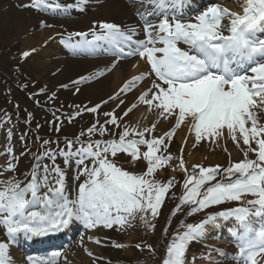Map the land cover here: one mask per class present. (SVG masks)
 I'll use <instances>...</instances> for the list:
<instances>
[{"label":"snow or ice","instance_id":"obj_1","mask_svg":"<svg viewBox=\"0 0 264 264\" xmlns=\"http://www.w3.org/2000/svg\"><path fill=\"white\" fill-rule=\"evenodd\" d=\"M88 3L75 0L74 4L62 5L57 0H30V5L19 7L68 14L73 8L84 11ZM126 3L135 9L138 23L93 21L88 31L69 33L61 41L73 54L116 58L104 69L72 83L99 78L128 58H139L133 68H138L141 61L147 67L132 75L108 99L82 110L76 106L78 111L69 117V123L83 112L94 114L95 119L75 137H66L65 148H50L53 141L44 139V150L35 154L36 162L28 175L0 179V228L6 237L0 240V264H17L11 246L43 242L42 238L70 231L77 223L88 230H124L139 220L154 233L165 199L177 183L175 177L166 181L158 178V172L166 168L185 173L183 194L171 215L187 205V215L206 212V217L195 224L181 222L184 230L173 234L161 264H195L197 258L187 256L190 245L207 236V226L219 228L220 220L235 221L228 232L236 252L213 248L201 258L210 264H222V260L212 259L211 252H215L233 264H264V0H243L240 11L213 3L188 19H184L185 0ZM41 26L53 25L41 21ZM73 37L79 39L73 42ZM29 55L23 53L24 57ZM136 89L141 90L128 104L125 97ZM117 101L113 109L101 113L102 107ZM141 105L146 111L143 120L149 116L152 120L133 125L126 118ZM162 123L170 125L168 130L160 132ZM182 126L194 135L193 147L201 142L220 147L222 141L231 140L242 158L234 161L225 144L227 166L192 164L189 169L183 145L178 156L169 152ZM55 131L60 132L61 127L58 125ZM11 138L9 130L7 140ZM55 143L59 145V140ZM5 154L8 159L0 165V176L15 173L19 166L11 145ZM120 155L128 157L134 167L143 163L144 170H126L117 162ZM70 168L75 169L73 180L84 178L75 196L67 184ZM229 204L236 206L223 207ZM218 206L220 210L207 211ZM93 242L101 243L99 238ZM83 244L81 238V247ZM111 246L128 247L116 242ZM135 247L143 251L141 244ZM144 247L155 252L150 244ZM84 251L89 257L94 255L87 248ZM60 259L59 251L26 257L28 264H60ZM63 264L71 262L65 257Z\"/></svg>","mask_w":264,"mask_h":264},{"label":"rangeland","instance_id":"obj_2","mask_svg":"<svg viewBox=\"0 0 264 264\" xmlns=\"http://www.w3.org/2000/svg\"><path fill=\"white\" fill-rule=\"evenodd\" d=\"M13 7H16V5H30V0H8ZM62 5H67V0H57ZM242 0H232L229 2H225L223 6H226L230 8L233 11H240V3H242ZM15 5V6H14ZM26 9L31 10V14H29V17L32 19L35 18V20L43 21L45 17H52L51 13L53 12H39L35 9H31L30 6H26ZM58 12V10H57ZM48 13V14H47ZM56 19H60L57 17V15H54ZM135 21H138V17L135 16ZM40 25V24H39ZM5 27L1 22L0 19V107L3 105H11L13 108L10 109V112H8L7 115H4L6 112L5 109L0 108V118L1 122L3 124H0V127L2 128H10L13 132V137L11 138L10 143L13 145L15 155L19 158V166L15 173L11 172H5L3 176H0L2 178H7L9 176L15 175L19 179H23L25 175H28L30 172L31 167H28L29 159L31 160V157L36 154V144L38 142L36 139L40 138L43 142L44 139H50L53 141L52 144L48 145L50 148H65V138H73L82 129H86L91 123H93L95 119V115L87 112H83L81 116H76V118L69 123V117L74 116L75 113L78 111L76 106H80V110H82L81 106L82 104L78 101V95L75 94V85H72L70 89H64L60 87L51 88L49 87V83L47 80H50L52 78V74L48 73L46 77H44L41 73L38 67H36L35 62H46L48 56L51 55V49L50 48H43L42 52L38 51H32V50H24L23 49V41L19 40V36H14V34H11L9 32L4 31ZM36 32L42 31L41 28H38L35 30ZM67 35H60L56 37L55 39L58 41V43L61 44V41L63 39H67ZM74 37L72 38V40ZM50 45H52V41H50ZM57 45V42H55ZM65 47V46H64ZM65 49L72 51L71 49L65 47ZM29 52L30 55L28 57H24V52ZM37 54L36 60L34 55ZM73 57L80 59V60H87V57L84 55H73ZM102 60L105 59H116L115 57H112L110 55H103L100 57ZM96 59V58H94ZM121 60L119 64H123V62L127 61ZM121 71V70H120ZM124 71V70H123ZM122 71V72H123ZM36 84H38L37 88ZM41 89H45L44 92H41ZM55 94V95H53ZM3 99L7 100L4 102ZM101 113L103 112V107L101 108ZM31 114V115H30ZM152 118V117H151ZM103 120V117L101 116V121ZM32 125L38 129V133L36 136L31 134L29 131V127ZM141 123H143L141 121ZM164 125V131L168 130L170 125L168 123H162ZM61 127L60 132H56L55 128L57 126ZM32 127V126H31ZM118 131V130H117ZM21 136H23V140L21 139ZM99 138L98 136H94L93 139ZM107 138V137H106ZM81 139H85V137H82ZM59 140V145H57L55 142ZM194 140L190 139L188 141L189 145L194 144ZM207 144L205 142H201V144ZM197 146L199 150H204V145ZM39 145L42 146V144L39 143ZM183 145V144H182ZM181 145V146H182ZM180 144L177 141V138L174 137L172 144L170 145L169 151H172L179 155V149ZM25 148L24 150L22 148ZM43 148V147H42ZM220 149L223 154L225 152L223 151V147H210L207 150L212 149ZM44 149V148H43ZM202 152V151H201ZM229 152V151H228ZM188 151L184 150V158L187 163L188 158ZM177 155V156H178ZM120 155L118 159H121L123 161L129 162V158ZM8 157L6 156V160ZM47 160H43L42 163H46ZM57 161H60L58 159ZM6 162V161H5ZM36 161L33 162V164ZM62 162V161H61ZM48 163H50L48 161ZM174 163H178V161H174ZM228 160H224L221 162V165L227 166ZM203 164L205 166H210L211 164H204V163H198ZM63 165V163H62ZM215 165V164H214ZM72 169L74 172H72ZM165 171V178L161 177L162 172L159 171L157 176L160 179H168V176L175 177L177 179L178 174L176 172H179L178 169L173 171L171 168L163 169ZM67 171L71 172V176L75 175V169L70 168ZM182 180L181 184H178L180 186V191L183 190V181L185 176L180 174ZM170 177V178H171ZM84 178L81 177L80 180H78L77 188L79 183ZM219 179V178H218ZM72 183L71 180H67V183ZM178 182V181H177ZM71 189V193L75 188H73V185L68 186V189ZM183 193V191H182ZM180 195V192L178 189H174L173 192L170 190L169 194L166 197V207L161 211V216L163 217V213L168 211L170 208L169 216L171 215L173 209L176 207L177 204H179L178 196ZM251 198V197H249ZM163 207V206H162ZM219 207V206H218ZM188 212V206L185 205L180 212L176 214V217L181 221L184 216H186V221L183 220L184 224L192 223L195 224L198 222L202 217L206 215V212H198L194 215H187ZM193 218V219H192ZM158 220V219H157ZM155 221V223L157 222ZM171 221V217H169L168 222ZM182 222V221H181ZM133 225L136 227V231L141 236H147L149 231L144 227L143 224L140 226L136 224L135 221H133ZM181 225V223H180ZM158 229L161 231V224L158 225ZM2 228H0V240L4 239V231L2 232ZM104 239L101 240V243L98 244V251L93 257H89V261L87 264H142L144 255L147 254V248L144 247L145 244H148V242L144 243L142 246L143 251L135 248L134 245H136L135 241L138 239V236L135 232V229L133 227H128L124 230H116L112 233H105ZM167 235H163L161 242H160V251H162L161 254H163V257L165 255V251L163 252L164 247L167 245V241L170 238H166ZM147 240V239H145ZM111 242H116L120 244H124L128 247H125L123 249H119L116 247L111 246ZM153 244L156 246V240H153ZM206 251H209L208 248H205ZM202 253V252H201ZM215 252H211V254H214ZM159 254L160 256H162ZM158 255V257H159ZM188 258L191 259L193 256H195L196 262L195 264H208V262L203 261L201 257L196 256L195 254L188 253ZM224 264H230L228 262H225Z\"/></svg>","mask_w":264,"mask_h":264},{"label":"bare ground","instance_id":"obj_3","mask_svg":"<svg viewBox=\"0 0 264 264\" xmlns=\"http://www.w3.org/2000/svg\"><path fill=\"white\" fill-rule=\"evenodd\" d=\"M102 0H89V3L84 5V11H79L78 9H71L68 14H57L54 13L52 17H45L44 22L47 24L53 25L52 27H42L41 20H35L29 17L31 14V10L26 9V7H19L20 5H13L8 0H0V19L2 24L4 25V31L10 32L14 34V36H19V40L23 41V49L24 50H33L35 51H43V48H50L51 55L48 56L46 62H35L36 67L40 70V73L46 77L48 73L52 74V78L48 81V85L51 88L60 87L61 85L67 84L70 89L72 82L78 80L81 76H87L91 73L97 71L98 69H104L109 66L113 61L111 59L102 60L99 57L92 58L93 55H85L87 60H80L73 57L71 51L65 49V45L63 43H58L55 39L58 36L68 35L72 32H80V31H88L89 28L92 27L93 21H110L115 22L117 24H133V11L135 10L133 7L128 6L125 3V0H106L103 4L100 5ZM104 1V0H103ZM102 1V2H103ZM243 1V0H242ZM75 0H67V4H74ZM15 6V5H14ZM75 10V11H73ZM48 14V13H47ZM57 15L60 19H56L53 17ZM40 24V25H39ZM41 28L42 31L36 32L35 30ZM51 38V39H50ZM50 41H52V45H50ZM57 42V45L55 44ZM45 49V48H44ZM40 51V52H42ZM75 55V54H74ZM37 54L34 55L36 60ZM138 57L130 58L128 61L123 62V64H117L114 69L105 73V75L93 79L91 81L81 83L79 85H75L80 88L79 92L75 94L78 95V101L82 104L81 108L84 107H92L95 104L100 103L102 100L108 99L110 95L115 94L119 91V89L123 86L124 82L128 80L132 75L138 74L140 71H143L147 65L143 61L140 62L138 68H133L132 64L138 60ZM121 70V71H120ZM124 70V71H123ZM123 71V72H122ZM143 87V86H141ZM63 88V87H62ZM141 89H136L134 92L127 94L126 102L130 104L135 95ZM117 102H109L108 105L104 106V111H109L115 107ZM123 111V107L118 110L119 112ZM146 115L145 106H139L128 118H126L131 124L135 125L138 120H141L143 123H148L152 120L151 116L148 117V120H143V116ZM160 132L164 131V125L161 124L159 126ZM11 130L10 128H6L4 131H0V157L5 156V145H9L6 143L7 133ZM13 136V133H12ZM180 146L183 144L184 150H187L188 158L186 166L189 167L192 164L204 163V164H221L223 159L228 160V155H224L220 149H212L207 150L210 147H216L214 145H210L209 143L203 144L205 146L204 150H199L197 146L201 147V143L193 147V145H189L188 141L190 139L194 140V135L188 132V128L182 126L181 129L177 131L175 136ZM187 138V143L184 144V139ZM226 144L228 151L232 154V159L239 160L242 158V154L238 152L235 145L231 142V140L222 141L221 146L224 147ZM202 151V152H201ZM3 164V158H0V165ZM0 179H4L0 177ZM234 222V223H233ZM218 223L221 225L219 228L214 226L208 227L207 236L202 239L207 242H217L216 237L219 235H215L218 231L221 232L225 226L228 228L235 224V221L229 220L227 222L220 220ZM95 231V230H94ZM96 233L84 234L83 238V247L74 249V251H66L61 253L60 264H63L64 258L66 257L71 264H87L89 261V256L84 251V248L91 250L93 253L97 252L98 249L94 247L93 240L97 237ZM225 235H229L227 232ZM63 236H58V238L62 239ZM93 239H89V238ZM80 241H77L76 246H80ZM206 242V243H207ZM26 244V243H24ZM43 245V244H41ZM40 246V245H39ZM76 248V247H75ZM44 249V248H43ZM95 251V252H94ZM11 255L12 251L10 250ZM19 259L17 260V264H28L26 258L20 257L19 254H16ZM35 257V256H34ZM216 259V258H214Z\"/></svg>","mask_w":264,"mask_h":264}]
</instances>
